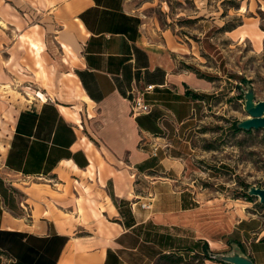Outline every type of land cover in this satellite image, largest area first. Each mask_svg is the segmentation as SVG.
I'll list each match as a JSON object with an SVG mask.
<instances>
[{
  "label": "crops",
  "instance_id": "1",
  "mask_svg": "<svg viewBox=\"0 0 264 264\" xmlns=\"http://www.w3.org/2000/svg\"><path fill=\"white\" fill-rule=\"evenodd\" d=\"M56 11L81 33L69 75L95 127L88 137L79 109L45 97L17 111L0 143V264H140L137 230L171 226L185 209L190 137L213 81L147 41L130 0H59ZM149 85L150 112L132 116L130 100ZM3 174L43 182H13L20 198Z\"/></svg>",
  "mask_w": 264,
  "mask_h": 264
},
{
  "label": "rangeland",
  "instance_id": "2",
  "mask_svg": "<svg viewBox=\"0 0 264 264\" xmlns=\"http://www.w3.org/2000/svg\"><path fill=\"white\" fill-rule=\"evenodd\" d=\"M130 2L144 38L175 49L178 65L213 81L216 97L190 137L182 181L185 209L171 226L150 223L137 230L136 237L144 241L139 252L148 258L140 264L153 258L152 264H173L179 258L186 264H227L207 257L231 254L235 248L264 264V205L243 196L246 187L264 188L263 131H234V124L247 116V87L255 101L264 100V0ZM58 3L0 0V143L17 111L38 92L79 109L81 125L91 137L95 124L86 121L92 107L69 75L82 36L72 21L57 18ZM3 176L20 198L24 195L13 182H43Z\"/></svg>",
  "mask_w": 264,
  "mask_h": 264
},
{
  "label": "water",
  "instance_id": "3",
  "mask_svg": "<svg viewBox=\"0 0 264 264\" xmlns=\"http://www.w3.org/2000/svg\"><path fill=\"white\" fill-rule=\"evenodd\" d=\"M243 98L247 116L244 120L236 122L237 129L241 131L261 130L264 137V100L255 101L254 92L250 87H247V90L243 92ZM246 194L256 198L259 204L264 205V188L248 187ZM213 259L227 264H254V261L242 254L239 248L233 249L231 254H220Z\"/></svg>",
  "mask_w": 264,
  "mask_h": 264
},
{
  "label": "built area",
  "instance_id": "4",
  "mask_svg": "<svg viewBox=\"0 0 264 264\" xmlns=\"http://www.w3.org/2000/svg\"><path fill=\"white\" fill-rule=\"evenodd\" d=\"M153 89L152 86H146L142 91L136 92V94L133 96V98L130 100L129 105H130V113L132 116H137V115H144L148 114L150 112V105L146 102L144 99V94L146 92H149ZM156 148L153 149L152 155H156ZM136 203L132 204V207L135 206ZM150 207L149 204L143 203L140 205L141 209H148Z\"/></svg>",
  "mask_w": 264,
  "mask_h": 264
},
{
  "label": "trees",
  "instance_id": "5",
  "mask_svg": "<svg viewBox=\"0 0 264 264\" xmlns=\"http://www.w3.org/2000/svg\"><path fill=\"white\" fill-rule=\"evenodd\" d=\"M200 77H201V78H204V79H207L205 76H200ZM186 95H190V92H189V91H186ZM234 131H236V132L241 131V130L237 129L236 124H234ZM244 132H245V133H250L251 131H244ZM247 189H248V187H246V190H245V192L243 193V196L246 198V200L251 201L253 197H249V196H247V194H246ZM203 245H205V246L207 247V245L205 244V242L203 243ZM189 250H192V249H189ZM207 258H209V259L211 258V260L213 259L212 257H207ZM213 260H215V259H213ZM181 263H182V264H186V263L184 262L183 258H182V261H181L180 258L177 259L176 261H173V264H181Z\"/></svg>",
  "mask_w": 264,
  "mask_h": 264
},
{
  "label": "bare ground",
  "instance_id": "6",
  "mask_svg": "<svg viewBox=\"0 0 264 264\" xmlns=\"http://www.w3.org/2000/svg\"><path fill=\"white\" fill-rule=\"evenodd\" d=\"M34 47H35V46H34ZM36 96L39 97V98H43V94H41V93H39V92L36 93ZM90 211H91V210H90ZM71 247H72V246H71Z\"/></svg>",
  "mask_w": 264,
  "mask_h": 264
}]
</instances>
